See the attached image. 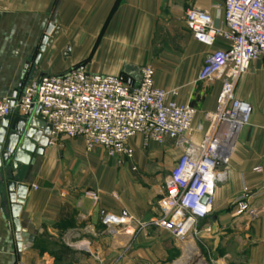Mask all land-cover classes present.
Segmentation results:
<instances>
[{
    "label": "crops",
    "instance_id": "1",
    "mask_svg": "<svg viewBox=\"0 0 264 264\" xmlns=\"http://www.w3.org/2000/svg\"><path fill=\"white\" fill-rule=\"evenodd\" d=\"M224 1L0 0V99L10 100L18 89L19 97L41 76L65 74L79 65L99 75L131 74L133 82L142 67L151 65L156 86L176 91L180 104L197 111L187 144L166 138L160 145L137 136L129 142L134 157L123 162L110 158L102 147L87 151L83 139L52 137L42 156L34 155L29 166L14 174L18 184L29 188L19 217L21 247L7 180L0 171V264H198L200 259L199 264H207L206 254L215 258L212 264H264L260 64L237 85V97L252 105L253 115L229 164L219 168L215 204L211 215L200 221L198 235L180 241L154 224L181 155L200 154L210 131L207 115L216 110L222 87L220 82H199L198 76L205 57L225 42L220 39L213 47L197 42L186 13L209 10L223 27V11L215 6ZM252 73L260 77L254 86ZM241 195L253 214H237L235 201Z\"/></svg>",
    "mask_w": 264,
    "mask_h": 264
},
{
    "label": "built area",
    "instance_id": "2",
    "mask_svg": "<svg viewBox=\"0 0 264 264\" xmlns=\"http://www.w3.org/2000/svg\"><path fill=\"white\" fill-rule=\"evenodd\" d=\"M215 9L223 11V27L216 25L209 10L189 9L186 23L195 40L205 46L213 47L220 39L225 42L205 57L198 76L202 83H221L217 108L207 115L210 131L199 156L184 152L171 171L163 212L154 222L180 241L198 235L200 221L212 213L219 168L229 164L253 115L252 105L237 97V85L254 63L264 59V0H225ZM177 95L156 86L151 65L140 69L137 82L131 74L99 75L79 65L65 74L43 75L30 82L13 107L10 100L0 99V119L14 114L25 117L37 107L51 127V138L83 139L87 151L102 147L110 158L123 162L134 157L129 142L137 136L160 145L166 138L181 146L188 143L197 111L180 104ZM235 208L238 215L253 214L245 195L235 201Z\"/></svg>",
    "mask_w": 264,
    "mask_h": 264
},
{
    "label": "water",
    "instance_id": "3",
    "mask_svg": "<svg viewBox=\"0 0 264 264\" xmlns=\"http://www.w3.org/2000/svg\"><path fill=\"white\" fill-rule=\"evenodd\" d=\"M50 34L51 28L47 31L42 42L36 63L45 50ZM18 94L19 89L14 92L9 101L11 107L15 105ZM33 111L32 109L25 117L9 115L2 119L0 127V171L1 176L7 180L16 238L20 247L22 239L19 217L29 188L26 185L18 184L14 174L22 166H29L34 155L42 156L51 139V127L40 116V110L37 111L35 118H32Z\"/></svg>",
    "mask_w": 264,
    "mask_h": 264
},
{
    "label": "rangeland",
    "instance_id": "4",
    "mask_svg": "<svg viewBox=\"0 0 264 264\" xmlns=\"http://www.w3.org/2000/svg\"><path fill=\"white\" fill-rule=\"evenodd\" d=\"M257 64H260V65H262V66H264V59L262 60V62H260V63H258V62H256V63H254L253 64V66L249 69V71L246 73V74H248V73H251L252 71H253V68H254V66L255 65H257ZM246 74H244L242 77H244ZM253 74V73H252ZM242 79V78H241ZM240 79V80H241ZM259 80H260V77H258L257 75H255V73L253 74V76L251 77V82H252V84H253V86H254V84L256 83H259ZM239 84H240V81H239ZM207 255V261L205 260V262H207V264H212L211 263V259L212 260H214L215 258L211 255H208V254H206ZM210 258V259H209ZM195 259L197 260V258L195 257ZM194 259V260H195ZM204 259H200V260H197V262L196 263H200L201 261H203Z\"/></svg>",
    "mask_w": 264,
    "mask_h": 264
}]
</instances>
